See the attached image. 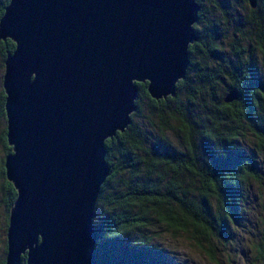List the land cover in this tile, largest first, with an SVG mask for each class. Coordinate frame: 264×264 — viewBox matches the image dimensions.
<instances>
[{
    "label": "water",
    "instance_id": "95a60500",
    "mask_svg": "<svg viewBox=\"0 0 264 264\" xmlns=\"http://www.w3.org/2000/svg\"><path fill=\"white\" fill-rule=\"evenodd\" d=\"M200 10L197 0H10L0 39L16 43L3 86L18 195L6 264H100L106 141L132 123L139 83L157 100L176 95Z\"/></svg>",
    "mask_w": 264,
    "mask_h": 264
},
{
    "label": "trees",
    "instance_id": "16d2710c",
    "mask_svg": "<svg viewBox=\"0 0 264 264\" xmlns=\"http://www.w3.org/2000/svg\"><path fill=\"white\" fill-rule=\"evenodd\" d=\"M197 1L199 40L190 45L191 63L176 95L157 100L148 83H139L132 123L106 141L111 174L94 220L100 231V264H180L155 243L164 235L184 238L214 257L219 245L234 240L244 225L253 198L264 195V74L258 58L261 54L264 59L262 0L258 8L250 0H239L250 5L246 23L235 17L231 0ZM9 3L0 0V21ZM229 21L236 22L235 36L225 54L222 28ZM15 49L12 39H0V72ZM232 90L239 98L226 102ZM6 99L1 84L0 205L7 210L5 231L18 195L6 174V158L13 151ZM259 217L262 237L253 249L264 264V205ZM4 244L0 264H6V238Z\"/></svg>",
    "mask_w": 264,
    "mask_h": 264
},
{
    "label": "rangeland",
    "instance_id": "374dc122",
    "mask_svg": "<svg viewBox=\"0 0 264 264\" xmlns=\"http://www.w3.org/2000/svg\"><path fill=\"white\" fill-rule=\"evenodd\" d=\"M237 7L235 17H237L241 22H247L250 15L249 7L243 1L231 0L232 5ZM259 6V0H257ZM261 4L264 6V0ZM258 8V7H256ZM215 18H219V15H215ZM234 21L227 22L228 25H223L222 31L224 35V48L223 51L225 54H229L231 45L233 44L234 39ZM238 37V36H236ZM244 44L248 45L247 41H244ZM258 58L261 59V66L263 68L264 74V59L261 54H258ZM259 59V60H260ZM4 72H0V88L4 80ZM264 77V76H263ZM3 79V80H2ZM2 80V81H1ZM264 205V195L259 196L256 199L253 198L252 204L250 206V211L245 215L243 220L244 225L240 226L239 230L234 234V240L229 239L230 242L225 245H219V250H216V255L212 257L208 252L200 246H193L192 243H189L184 240V238H172L170 236L164 235L162 238H159L155 241L158 244L159 248L165 252L166 255L173 259H178L180 264H260V261L257 260V254L253 249L255 243H259L262 237L261 230V220L260 213L262 206ZM11 214V212H10ZM7 210L6 207L0 205V259L4 258V242L5 238L7 239V231L5 228ZM8 230V228H7ZM176 256V257H175ZM178 261V262H179Z\"/></svg>",
    "mask_w": 264,
    "mask_h": 264
}]
</instances>
